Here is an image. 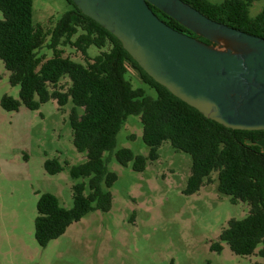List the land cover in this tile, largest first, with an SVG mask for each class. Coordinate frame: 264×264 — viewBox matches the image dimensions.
Listing matches in <instances>:
<instances>
[{"label": "trees", "instance_id": "16d2710c", "mask_svg": "<svg viewBox=\"0 0 264 264\" xmlns=\"http://www.w3.org/2000/svg\"><path fill=\"white\" fill-rule=\"evenodd\" d=\"M68 1L72 7L46 29L33 23V0H0V58L9 71L10 83L20 86V97L4 94L1 106L6 110H18L22 105L37 109L50 99L61 107L71 101L73 143L87 155L78 164H62L57 158L45 160L48 173L67 168L77 181L71 186V207L63 206L51 192L40 194L34 221L37 242L46 246L89 212L111 209V186L118 175L109 169L104 153L117 146V134L128 115L139 114L149 152L142 155L120 147L115 151L118 161L123 165L133 162L134 169L144 170L147 160L159 157L158 147L165 140L188 152L191 173L183 192H197L214 182L216 173L218 190L233 202L244 201L251 208L244 218H231L211 248L221 251L222 242H226L233 252L248 255L261 245L258 254L262 260L256 264H264V150L259 144L264 129L231 128L205 116L157 82L117 36L83 13L73 0ZM184 1L212 19L264 37V6L255 16L249 13L255 0ZM150 6L170 26L209 42L161 9ZM45 44L53 49L49 58L38 53ZM68 44L83 54L85 63L65 55L61 45ZM91 45L106 49L90 56ZM130 65L156 89V96L147 94L144 87H135L125 76Z\"/></svg>", "mask_w": 264, "mask_h": 264}, {"label": "rangeland", "instance_id": "374dc122", "mask_svg": "<svg viewBox=\"0 0 264 264\" xmlns=\"http://www.w3.org/2000/svg\"><path fill=\"white\" fill-rule=\"evenodd\" d=\"M263 6L264 0L253 1L250 15L258 14ZM71 7L68 0H33V23L52 28ZM61 48L65 55L85 63L83 54L72 45ZM105 49L91 45L88 54L95 56ZM38 53L49 58L53 49L45 44ZM125 76L135 87L157 95L132 65ZM4 94L19 98L20 86L10 83L0 58V101ZM72 105L69 101L61 107L50 99L37 109L22 105L18 110H6L0 103V264H256L262 260L258 254L261 245L248 255L233 252L226 242L221 251L211 248L228 221L244 218L251 208L247 202H233L221 193L216 173L214 182L197 192H183L191 173L188 152L165 140L158 147L159 157L147 160L144 170L134 169L133 162L123 165L118 161L115 151L120 147L142 155L149 152L139 114L128 115L117 134V146L104 153L109 169L118 175L111 186V209L89 212L41 246L34 222L40 194L51 192L63 206L71 207V186L77 181L67 168L48 173L45 160L78 164L87 159L86 152L78 151L73 143Z\"/></svg>", "mask_w": 264, "mask_h": 264}, {"label": "water", "instance_id": "95a60500", "mask_svg": "<svg viewBox=\"0 0 264 264\" xmlns=\"http://www.w3.org/2000/svg\"><path fill=\"white\" fill-rule=\"evenodd\" d=\"M157 82L228 127L264 129V37L212 19L184 0H73ZM161 9L198 36L167 24Z\"/></svg>", "mask_w": 264, "mask_h": 264}, {"label": "crops", "instance_id": "0c3cea01", "mask_svg": "<svg viewBox=\"0 0 264 264\" xmlns=\"http://www.w3.org/2000/svg\"><path fill=\"white\" fill-rule=\"evenodd\" d=\"M260 141V140H259ZM260 146L262 147V149L264 150V142L260 143Z\"/></svg>", "mask_w": 264, "mask_h": 264}]
</instances>
